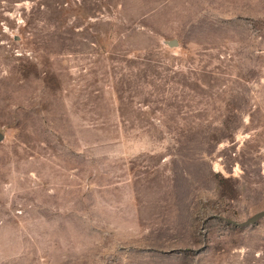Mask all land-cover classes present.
<instances>
[{"label": "rangeland", "instance_id": "rangeland-1", "mask_svg": "<svg viewBox=\"0 0 264 264\" xmlns=\"http://www.w3.org/2000/svg\"><path fill=\"white\" fill-rule=\"evenodd\" d=\"M0 264H264V0H0Z\"/></svg>", "mask_w": 264, "mask_h": 264}, {"label": "water", "instance_id": "water-1", "mask_svg": "<svg viewBox=\"0 0 264 264\" xmlns=\"http://www.w3.org/2000/svg\"><path fill=\"white\" fill-rule=\"evenodd\" d=\"M0 139H2V136L0 135Z\"/></svg>", "mask_w": 264, "mask_h": 264}]
</instances>
